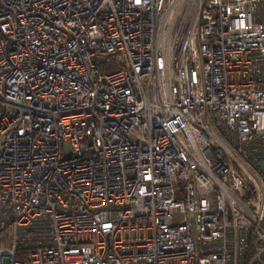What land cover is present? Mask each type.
<instances>
[{
  "label": "built area",
  "instance_id": "built-area-1",
  "mask_svg": "<svg viewBox=\"0 0 264 264\" xmlns=\"http://www.w3.org/2000/svg\"><path fill=\"white\" fill-rule=\"evenodd\" d=\"M261 161L264 0H0V264H264Z\"/></svg>",
  "mask_w": 264,
  "mask_h": 264
},
{
  "label": "rangeland",
  "instance_id": "rangeland-1",
  "mask_svg": "<svg viewBox=\"0 0 264 264\" xmlns=\"http://www.w3.org/2000/svg\"><path fill=\"white\" fill-rule=\"evenodd\" d=\"M173 8H170L167 13L165 14V21L169 18L168 16L170 15L171 13V10ZM182 11L184 12V18L182 20H180V24L178 25H175L174 27V33L176 34V39L175 42H172L171 44L175 43L177 45V47L175 48V52L173 50V52L175 53L176 56H178L181 52H182V49H183V46L184 44L186 43L187 41V37L189 36V33H190V30L193 26V22H194V17H195V8L194 6L188 2L186 4H184L183 6V9ZM174 16H172L173 18ZM180 28L179 31L178 30V34H177V28ZM182 29V30H181ZM161 34V33H160ZM180 39V40H178ZM175 46H173L174 48ZM174 60H177V57H175Z\"/></svg>",
  "mask_w": 264,
  "mask_h": 264
},
{
  "label": "bare ground",
  "instance_id": "bare-ground-1",
  "mask_svg": "<svg viewBox=\"0 0 264 264\" xmlns=\"http://www.w3.org/2000/svg\"><path fill=\"white\" fill-rule=\"evenodd\" d=\"M183 4H178L177 7L175 9V14L173 15V18H168L166 21L164 20L163 23V28L161 30V42L163 44V47L165 48V52L167 53V56L172 58L173 55V46L175 45V43L171 44L172 42H175L176 39V34L174 33V27L175 25L180 24V20H182L184 18V12L182 11L183 9ZM180 28H177V34H178V30ZM182 30V29H181ZM180 31V30H179ZM181 32V31H180ZM180 40V39H178Z\"/></svg>",
  "mask_w": 264,
  "mask_h": 264
},
{
  "label": "crops",
  "instance_id": "crops-1",
  "mask_svg": "<svg viewBox=\"0 0 264 264\" xmlns=\"http://www.w3.org/2000/svg\"><path fill=\"white\" fill-rule=\"evenodd\" d=\"M259 167H260L261 172H262L263 175H264V161H261V162L259 163Z\"/></svg>",
  "mask_w": 264,
  "mask_h": 264
}]
</instances>
